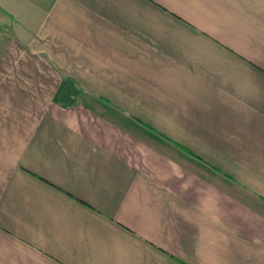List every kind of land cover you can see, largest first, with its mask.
Wrapping results in <instances>:
<instances>
[{
    "label": "crops",
    "instance_id": "1",
    "mask_svg": "<svg viewBox=\"0 0 264 264\" xmlns=\"http://www.w3.org/2000/svg\"><path fill=\"white\" fill-rule=\"evenodd\" d=\"M0 264H264V0H0Z\"/></svg>",
    "mask_w": 264,
    "mask_h": 264
},
{
    "label": "trees",
    "instance_id": "2",
    "mask_svg": "<svg viewBox=\"0 0 264 264\" xmlns=\"http://www.w3.org/2000/svg\"><path fill=\"white\" fill-rule=\"evenodd\" d=\"M66 89L67 94L63 91ZM78 92V89L71 83H68V81L63 82L61 88L55 95V100L64 104V105H71L76 102L74 95ZM74 94V95H73Z\"/></svg>",
    "mask_w": 264,
    "mask_h": 264
}]
</instances>
